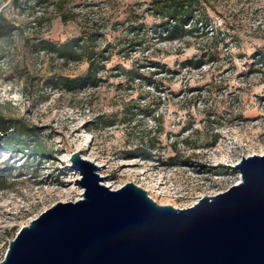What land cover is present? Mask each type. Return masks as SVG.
I'll list each match as a JSON object with an SVG mask.
<instances>
[{"label": "rangeland", "instance_id": "rangeland-1", "mask_svg": "<svg viewBox=\"0 0 264 264\" xmlns=\"http://www.w3.org/2000/svg\"><path fill=\"white\" fill-rule=\"evenodd\" d=\"M202 2L207 27L168 41L150 0H0L17 28L0 35V104L46 153L0 149V261L18 223L82 198L73 153L98 167L99 185L132 183L178 209L226 191L242 157L264 155V0ZM88 36L94 83L67 91L59 80L85 76L86 59L38 44Z\"/></svg>", "mask_w": 264, "mask_h": 264}, {"label": "water", "instance_id": "water-1", "mask_svg": "<svg viewBox=\"0 0 264 264\" xmlns=\"http://www.w3.org/2000/svg\"><path fill=\"white\" fill-rule=\"evenodd\" d=\"M69 159L82 198L18 223L0 264H264V155L242 157L237 184L184 209L132 183L110 190L94 163Z\"/></svg>", "mask_w": 264, "mask_h": 264}, {"label": "trees", "instance_id": "trees-1", "mask_svg": "<svg viewBox=\"0 0 264 264\" xmlns=\"http://www.w3.org/2000/svg\"><path fill=\"white\" fill-rule=\"evenodd\" d=\"M203 0H150V7L153 16L160 19L157 28L163 34L164 40H174L182 33H191L199 28L207 27V14L202 6ZM66 15L62 14V19L66 20ZM192 26V28H191ZM187 27V28H186ZM13 29H17L11 24V21L3 16V10H0V35ZM222 37L223 33L219 34ZM218 35V36H219ZM210 39L214 37L210 36ZM89 36L86 38L78 37L61 44L45 43L40 47L49 48L58 58L65 61H82L86 59L87 70L85 76L75 78H62L59 80L65 90L73 91L81 83L88 82L93 84L95 80L96 62L98 52L93 46L89 45ZM222 41V38H220ZM217 44V40L215 41ZM191 65L198 67L201 61L190 62ZM56 85V84H55ZM35 128L28 123L12 115L5 113L4 104H0V149L12 153L33 151L35 156L44 155V148L36 142L34 135ZM33 143V144H31ZM142 156L146 157L144 152Z\"/></svg>", "mask_w": 264, "mask_h": 264}, {"label": "bare ground", "instance_id": "bare-ground-1", "mask_svg": "<svg viewBox=\"0 0 264 264\" xmlns=\"http://www.w3.org/2000/svg\"><path fill=\"white\" fill-rule=\"evenodd\" d=\"M77 150H79V152L80 151H82V150H80V146H78L77 147ZM114 173V172H113ZM158 182V181H157ZM159 183V182H158ZM147 184V183H146ZM156 185V184H155ZM115 189V188H114ZM146 189L148 190V191H152V193H154L156 196H158V195H161V194H163V193H165V194H167L168 192H158V191H155L154 190V188L152 187V185H148V186H146ZM61 194L63 193V194H65L67 197H69L71 194H72V192L71 191H68V190H65L64 192H60ZM169 194V193H168ZM153 198V197H152ZM151 199V198H150ZM171 207H173V206H171ZM173 208H175V207H173ZM177 209V208H176Z\"/></svg>", "mask_w": 264, "mask_h": 264}]
</instances>
